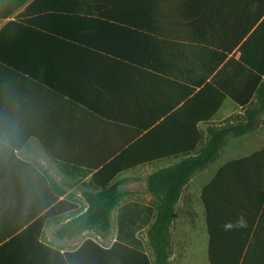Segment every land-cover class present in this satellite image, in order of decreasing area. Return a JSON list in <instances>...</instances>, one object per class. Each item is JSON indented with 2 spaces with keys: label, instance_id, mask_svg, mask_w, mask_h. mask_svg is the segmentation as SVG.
<instances>
[{
  "label": "crops",
  "instance_id": "0c3cea01",
  "mask_svg": "<svg viewBox=\"0 0 264 264\" xmlns=\"http://www.w3.org/2000/svg\"><path fill=\"white\" fill-rule=\"evenodd\" d=\"M263 20L264 0H0V264H155L149 176L247 122L262 76L239 49ZM263 151L264 111L183 188L169 264H227L238 241L264 264V183L228 191ZM117 159L110 232L59 239Z\"/></svg>",
  "mask_w": 264,
  "mask_h": 264
},
{
  "label": "trees",
  "instance_id": "16d2710c",
  "mask_svg": "<svg viewBox=\"0 0 264 264\" xmlns=\"http://www.w3.org/2000/svg\"><path fill=\"white\" fill-rule=\"evenodd\" d=\"M239 50L242 64L255 70L260 77L262 76L256 92V103L252 109L246 112L247 122L237 126L210 129L209 135L211 138L198 156L184 159L174 166L159 170L149 176L148 190L157 199V204L155 206L154 222L148 228L146 235L148 244L153 251L155 264H169V229L175 205L181 196L183 188L196 172L206 168L217 159L223 142L228 136L233 134L242 135L251 131L254 128L257 117L264 111V20L246 38ZM118 161V159L113 161L102 170L101 174H106L107 176L101 184L96 182L95 178V182L101 190L96 194H85L89 204L87 211L64 223L56 234L59 239H70L87 231H96L101 235H106L110 232L111 214L125 198V195L119 191L118 184L107 187L116 174L127 169V167L119 166ZM255 161L264 163V151L257 156L238 163L242 166V170L229 179L228 182L235 185L234 189L228 190L230 194L236 196L237 193L244 189L245 184L249 182L262 181L264 183V175L262 179L261 177L255 179L254 176L252 178L249 170L245 172V170L251 168ZM262 168L264 170V164ZM221 177L222 174L219 175L217 182ZM219 192H221V189ZM206 194L205 190L203 195L205 200ZM262 200L264 201V190ZM83 245H94L97 247V244L91 239H87ZM233 264L237 263L234 262Z\"/></svg>",
  "mask_w": 264,
  "mask_h": 264
},
{
  "label": "rangeland",
  "instance_id": "374dc122",
  "mask_svg": "<svg viewBox=\"0 0 264 264\" xmlns=\"http://www.w3.org/2000/svg\"><path fill=\"white\" fill-rule=\"evenodd\" d=\"M239 242V241H238ZM238 242H236V247L233 249V251L231 253H229L228 255V259H227V264H233L234 262H238ZM243 250V249H242Z\"/></svg>",
  "mask_w": 264,
  "mask_h": 264
}]
</instances>
